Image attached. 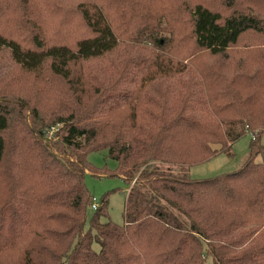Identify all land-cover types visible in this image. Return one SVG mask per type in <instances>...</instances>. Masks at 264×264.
<instances>
[{
    "label": "trees",
    "instance_id": "trees-1",
    "mask_svg": "<svg viewBox=\"0 0 264 264\" xmlns=\"http://www.w3.org/2000/svg\"><path fill=\"white\" fill-rule=\"evenodd\" d=\"M263 132L264 0H0V264H264Z\"/></svg>",
    "mask_w": 264,
    "mask_h": 264
},
{
    "label": "rangeland",
    "instance_id": "rangeland-1",
    "mask_svg": "<svg viewBox=\"0 0 264 264\" xmlns=\"http://www.w3.org/2000/svg\"><path fill=\"white\" fill-rule=\"evenodd\" d=\"M251 138V133L247 132L234 140L226 150L218 152L209 160L186 167L188 176L191 178H207L237 169L247 158L248 145ZM259 143L264 144V132L259 137ZM105 153V150L96 151L90 153L88 157L95 167L102 168L105 165L112 169L116 163L114 160L106 158ZM100 176L96 177L89 173L85 176V183L89 188L91 196L99 200L107 192L108 214L113 222L122 223L126 185L116 175L108 176V173H101ZM91 213L92 210L89 208V217Z\"/></svg>",
    "mask_w": 264,
    "mask_h": 264
},
{
    "label": "built area",
    "instance_id": "built-area-1",
    "mask_svg": "<svg viewBox=\"0 0 264 264\" xmlns=\"http://www.w3.org/2000/svg\"><path fill=\"white\" fill-rule=\"evenodd\" d=\"M92 200H93V202H92V204H91V207H92V208H95L96 205H97V200H96L95 197H93Z\"/></svg>",
    "mask_w": 264,
    "mask_h": 264
}]
</instances>
